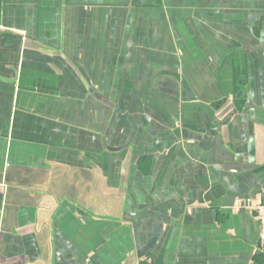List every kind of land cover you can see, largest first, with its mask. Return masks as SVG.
Here are the masks:
<instances>
[{"label": "crops", "instance_id": "1", "mask_svg": "<svg viewBox=\"0 0 264 264\" xmlns=\"http://www.w3.org/2000/svg\"><path fill=\"white\" fill-rule=\"evenodd\" d=\"M264 0H0V264H264Z\"/></svg>", "mask_w": 264, "mask_h": 264}, {"label": "built area", "instance_id": "2", "mask_svg": "<svg viewBox=\"0 0 264 264\" xmlns=\"http://www.w3.org/2000/svg\"><path fill=\"white\" fill-rule=\"evenodd\" d=\"M250 210L261 225V244L264 246V202L254 197H240L235 200L232 206L233 212Z\"/></svg>", "mask_w": 264, "mask_h": 264}]
</instances>
